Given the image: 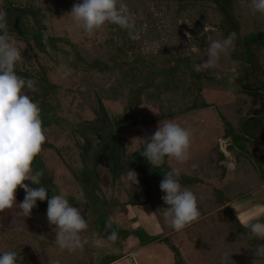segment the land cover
Here are the masks:
<instances>
[{
	"label": "rangeland",
	"instance_id": "1",
	"mask_svg": "<svg viewBox=\"0 0 264 264\" xmlns=\"http://www.w3.org/2000/svg\"><path fill=\"white\" fill-rule=\"evenodd\" d=\"M236 2L244 3L233 0ZM88 4L62 0L45 6L42 0H0V67L6 72L26 69L33 74L43 66L48 82L55 86L48 102L36 101L24 94L25 86L18 84L17 78L0 71V264H66L69 257L65 254L78 253L81 246L85 250L79 264L114 260L113 264H177L172 248L180 264H204L195 240L184 229L170 233L167 243L162 241L165 233L159 229L158 221L169 223L170 212L165 206L171 201L158 199L155 191L161 193L163 189L159 184L150 186V181L154 176L164 181L167 171L173 177L181 171L186 175L184 178L190 177L189 164L197 162L198 170L193 174L199 176L195 184L187 180L189 187L216 191L210 183L213 176L217 179L223 175L224 168L212 165L217 159L214 150L223 154L222 161L227 165L225 176L237 175V151L226 149L230 142L229 128L221 119L228 115L225 106L234 100L231 75L234 67L218 58L221 41L214 34L216 29L198 25L190 15L198 9L194 3L113 0L106 6V19L115 16L123 31L103 21L107 30L103 28L95 35L87 31V22L96 18L95 9ZM29 5L34 7L33 11ZM257 20L255 25L261 21ZM128 29L133 35L123 41L130 43L124 49L117 42ZM258 34L262 40L263 34ZM31 35H40L37 41L42 43L61 40L54 43L64 52H70L71 44L78 52L80 48L89 53L91 49L111 52L115 44L119 52H129V61L136 56L146 72L152 74L176 66L173 74L155 78L152 86H148L150 89H146L147 101L170 107L146 103L134 108L129 119L123 116L121 106L111 101L100 105L96 101L93 109H80L79 93L87 89L82 79L92 82V77L84 67L67 65L61 53H43L34 46ZM27 45L34 46L28 52L30 67H25L24 58L19 57ZM170 81L182 90L180 100L177 85L171 95L167 93ZM209 81L217 86L212 87ZM106 85L90 86L89 90L99 93ZM186 85L192 91L197 85V99L187 97ZM35 116L49 127L40 131ZM249 116L242 125L247 118H254ZM256 123L255 119L250 122ZM261 123L264 124V118ZM51 130L53 136L49 134ZM144 146H154L163 152L166 163L162 170L147 167L143 154L130 158ZM255 146H246L242 170L252 179L249 182L253 187L257 188L259 182L262 186L259 190L252 188L254 191L242 202L248 203L252 198L253 206L257 203L264 207V147ZM65 180L71 190L75 189V195L70 189L60 191ZM178 186L185 194L187 189ZM28 195H37L41 200L38 208L52 218L66 206H73L72 225L67 228L54 219L25 217L18 198ZM111 205H116L112 212L107 210ZM88 214L95 218L90 228L95 243L89 245L81 241L76 231ZM102 215L104 219L100 221ZM258 222L257 228L247 226V229L264 239V213H259ZM105 227L106 232L101 230Z\"/></svg>",
	"mask_w": 264,
	"mask_h": 264
},
{
	"label": "trees",
	"instance_id": "2",
	"mask_svg": "<svg viewBox=\"0 0 264 264\" xmlns=\"http://www.w3.org/2000/svg\"><path fill=\"white\" fill-rule=\"evenodd\" d=\"M62 0H42V4L45 6H53L61 2ZM113 0H69V4H75L80 2H88V6L95 9L96 18L87 22V31L93 35L98 34L99 30L103 31V28L107 30V21L111 23L115 29L120 28L123 31V27L120 22L117 21L116 17L108 16L107 4ZM118 1V0H115ZM177 3L189 2L194 3L193 5L198 6L195 12H191V16L197 21L198 25H207V27H213L216 30L214 34L218 35L220 41V56L223 61L230 63L234 67V71H231L234 84L232 86L234 100L232 104H227L225 109L227 110V116L221 117L225 126L229 128L228 136L230 137V144L226 147L228 151L236 149L235 163L238 166L237 175H234L231 182L224 185L219 191H208L199 188L198 186L193 189L189 187V182L196 183L199 174H193L194 170H198L197 162L195 164H189L190 177H186L184 172H178L177 176L173 177L170 171H167L165 176V183L168 186V182L178 184L183 188L187 189L186 193L182 195L180 200H174L169 202L165 207L169 213V223H161V228L164 230L165 236L162 239L164 243L169 240L170 233L180 229H184L186 232L192 235L195 240V247L200 252L204 264H264V239L260 238L255 232L243 227L236 216L231 213L229 209V202L240 199L250 194L252 188L257 189L262 182H259L257 188L253 187L249 182L246 173L242 170L245 166L244 162L246 158L244 153L247 145H258V147H264V124L261 123V119L264 118V0H248L244 3L238 4L233 3V0H175ZM237 4L240 6H237ZM29 10L33 11L34 7L29 5ZM253 8L256 12H253ZM39 9V8H38ZM252 16H251V15ZM112 15V14H111ZM258 15V16H257ZM263 18V19H261ZM261 20L259 23H263L258 29H254L256 25L254 21ZM257 20V21H258ZM257 28V27H256ZM125 36H121L117 43L123 44L124 49L130 46V43L123 42L128 38H132L133 33L131 30H124ZM131 31V32H130ZM262 33V40L257 39V34ZM40 35H31V39H34V46H37L43 53L51 54L57 53L62 55L63 60L67 65L71 67L83 68L86 70L92 82L89 80L86 82L87 89L79 93V107L93 109L95 102L98 105L102 102H115L118 103L122 108L123 116L126 119L131 117V112L134 108L151 103L157 107H170L168 104H158L156 101H147L146 97L147 90L150 89L148 86H152V83L156 79H162L176 71V66H169L165 70L152 74L146 72L141 66L140 59L136 56L132 57L129 61L127 58V52L122 50L119 52L116 45H113L111 52L102 51L100 52L96 46L91 49V52H87L85 49H78L75 45H70V52H64L57 48L55 43H61L59 39H49L47 42H38ZM236 39L238 42L236 43ZM45 40V39H44ZM55 42V43H54ZM125 44V45H124ZM218 44V45H219ZM33 46V47H34ZM32 46L27 47L21 52V58H24L23 65L30 67L32 63L29 59V53L31 52ZM129 53V52H128ZM139 57V54L136 52ZM18 56H16L17 58ZM214 57V56H213ZM211 57V58H213ZM75 61V63H74ZM222 61L223 64H225ZM74 63V64H73ZM196 63V62H195ZM74 65V66H73ZM156 70L158 68H155ZM0 71L6 73L7 76L17 78V83L25 86L24 94L30 99L36 101L48 102L50 95L55 91V86L50 84L46 78V71L43 66L35 73H31L24 69L23 72H6L5 69L0 67ZM14 81V80H11ZM211 83V81H209ZM240 83V86L238 84ZM107 84V85H106ZM167 93L171 95L174 92L173 87L177 84L176 82L170 81L168 83ZM106 85L105 88L99 90V93L89 90V87L95 86L100 87ZM212 87H216L215 84L211 83ZM219 86V85H218ZM175 88H179L177 85ZM188 88L187 97L197 99L199 90L195 85L192 91ZM212 90V89H211ZM164 92V91H162ZM179 100L182 97V90L179 88ZM175 94V93H174ZM167 95V94H166ZM174 96V95H173ZM165 96H163L164 98ZM166 98H168L166 96ZM195 107V106H194ZM221 109V108H220ZM221 112V111H219ZM221 114V113H219ZM254 115L257 123L251 125L252 120L248 119L243 125V120L249 116ZM167 117L169 115H166ZM33 119L40 125V131H44L45 128L49 127L48 124L41 122L36 116ZM242 125V129L240 127ZM51 136L54 135V131L51 130ZM57 136V134H56ZM37 138L36 140H40ZM66 149L71 151L69 146ZM154 149V146H144L138 151L130 155L133 159L137 154H143L147 167H152L153 170L163 169L153 167L149 162V157ZM216 154V160L212 165H217L223 159V154L217 150H214ZM247 155V153H246ZM208 156V155H206ZM261 157V156H260ZM264 158V154H263ZM203 160V159H202ZM132 162V161H131ZM201 160L199 161V163ZM194 175V176H193ZM216 178V176H213ZM194 179V180H191ZM210 179V178H209ZM241 186V188H240ZM202 192L203 195L200 194ZM221 194H224L227 204L220 199ZM215 195V197H214ZM18 204L21 207V212L25 217H29L30 220L48 218L49 220L54 219L60 224L64 223L63 226L69 228L72 225L73 217L71 214L62 212L57 214L53 218L46 213L42 212L38 207L41 204V200L37 195L19 196ZM116 208L115 205L108 206V211L112 212ZM109 212V213H110ZM51 217V218H50ZM92 214H88L84 218L83 226L76 228V231L81 236V241L84 244L95 243L93 238L94 233H91L92 221L95 218H91ZM104 219V215L101 216V220ZM106 227L101 230L104 232L108 231ZM109 233V232H108ZM107 233V234H108ZM163 233V234H164ZM80 252L75 254H65L67 259L66 264H79V258L82 257V252L85 250L81 246ZM174 251L177 264H180V259L175 249ZM112 261L111 263L115 262ZM65 264V263H64Z\"/></svg>",
	"mask_w": 264,
	"mask_h": 264
},
{
	"label": "crops",
	"instance_id": "3",
	"mask_svg": "<svg viewBox=\"0 0 264 264\" xmlns=\"http://www.w3.org/2000/svg\"><path fill=\"white\" fill-rule=\"evenodd\" d=\"M228 144H230V142ZM149 162H150V164L153 167H155V168H161V167L165 166V163H166V161H165V155L160 150L153 149V151H152V153H151V155L149 157ZM218 164L221 165V166H223L224 169L227 166L225 161L219 162ZM224 169H223V175L222 176H217L218 177L217 179L214 178V180L212 181V183H210V181H209L210 184H213V186H214L213 188L216 189V190H220L224 185H226L227 180L233 178V176L230 177V175L229 176H225V174H224V171L225 170ZM195 170H197V169H195ZM156 175H158V174H156ZM155 177L156 176H154V178H152V180L150 181V186L151 185H154L155 186V185L159 184L160 189L161 188L163 189L161 193L155 191L156 195L158 196V199H162V200L165 199L166 200V199H169L170 198V201L171 202L174 201V200H180V198L182 197V195L184 193H183V191L180 190L181 188L178 186V184H173L170 181V182H168L169 185L167 186L166 183H165L166 181L165 180L163 181L162 177L160 179L159 178L156 179ZM93 181H94V184L97 185V178L96 177H94ZM63 185L64 186H62V188L60 189V191L63 190L65 192L66 190L68 191L69 189H70V191H72V190L74 191L75 190L74 188H72V190H71V187L67 186L68 184L66 183V180L63 182ZM216 186H217V188H216ZM261 186H262V184L257 189L259 190ZM250 194L246 195L243 198H247V196H249ZM73 195H75V191L73 192ZM173 195L175 196L174 198H172ZM243 198L233 200L228 205L230 207L232 206L231 208L234 207V210H233L234 211V215L236 216V218H238V221L240 222V224L243 227L247 228V226H248L249 228H251V227L252 228L253 227L257 228L258 225H256V224L259 223L258 222V215H259V213H264V207L258 206L257 203H254V206H253L251 204L252 202H254L252 198L250 199V201L248 203H243L242 202ZM221 199L224 201V199H225L224 198V194H221L219 200H221ZM69 200L72 202V200L70 198H69ZM72 204L74 205L73 202H72ZM137 204L139 205V203H137ZM72 209H73V206H71V207L70 206H66L64 208V210H61V211H59L57 213L58 214H60L62 212H64V214L65 213H69L72 216V213H70V211ZM56 215H54V216H56ZM116 224L120 227V225L118 224L117 221H116ZM158 224H159V229H162L161 228V223H159V221H158ZM137 226H139L141 228L140 224H138V223H137ZM125 227H127V225H125ZM127 228H129V224H128V227ZM185 234H186V232H185ZM105 264H112V263L111 262H107Z\"/></svg>",
	"mask_w": 264,
	"mask_h": 264
},
{
	"label": "water",
	"instance_id": "4",
	"mask_svg": "<svg viewBox=\"0 0 264 264\" xmlns=\"http://www.w3.org/2000/svg\"><path fill=\"white\" fill-rule=\"evenodd\" d=\"M257 39L260 41L261 40V35L258 34ZM237 43V42H236ZM254 116H249V118H253ZM248 119V118H247ZM246 119V120H247ZM246 120L244 121V123L246 122ZM242 126L240 127L241 130Z\"/></svg>",
	"mask_w": 264,
	"mask_h": 264
},
{
	"label": "flooded vegetation",
	"instance_id": "5",
	"mask_svg": "<svg viewBox=\"0 0 264 264\" xmlns=\"http://www.w3.org/2000/svg\"><path fill=\"white\" fill-rule=\"evenodd\" d=\"M240 85V84H239Z\"/></svg>",
	"mask_w": 264,
	"mask_h": 264
}]
</instances>
